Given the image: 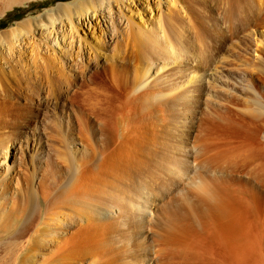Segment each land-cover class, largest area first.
Instances as JSON below:
<instances>
[{"label":"rangeland","instance_id":"rangeland-1","mask_svg":"<svg viewBox=\"0 0 264 264\" xmlns=\"http://www.w3.org/2000/svg\"><path fill=\"white\" fill-rule=\"evenodd\" d=\"M79 1L82 0H0V102L2 103L3 101L6 102L8 104V108L13 106L14 104L15 106L16 104H21V105L32 104V107H34L38 115L35 124L32 125V127L30 126L29 129H25V132H23L24 128L22 126L21 127L22 132L14 137L11 136V132H10L11 128L8 127L3 129L0 128V175L2 176L7 175L8 177H11L12 180L18 177L17 179L20 180L21 177L24 176L23 174H33L34 180L32 182V186L36 185L35 188L33 187L36 201L37 198L41 196V187L39 186L42 184L44 185V187H46V189H43L44 192L45 191L49 192L50 190H52L55 192L53 194H57L56 192L58 191L62 192L63 187L64 190H66L67 188H65V185L67 186V183L69 185L75 177L80 175L78 173H80L81 171H79L78 169L82 170V168L85 166L82 165L79 167L80 164L79 161H81L82 159L84 160L87 157V153H92L93 150L98 149V146L95 143V140H97V136L95 139L93 138L92 135L93 131L98 134L97 131L98 121L96 122L94 118H91L88 115V112L82 113L80 109L76 107V104L80 102L79 98L71 101L70 92H69L70 90H68V92L64 93V95L67 94L63 98L64 100L55 102L53 99H51V97L50 98L48 97L49 96L48 93H50L51 91L50 87L47 86L45 87L44 84L48 81L47 73H49V71H47L48 68L46 67L52 64L55 60L57 61L60 60L59 64H61L63 67L66 68L65 71L68 74L70 73L73 75L74 73H73L72 65L75 64L74 57H76L77 50L80 53L81 51L86 53V56L83 57V61L84 63H86L88 60V55H89L88 53H92L91 49H99V45H100L99 40L103 32L105 31V24L103 23V19L101 16L98 18L93 17L89 21H88L89 19L88 16L86 18L82 17V19L79 18V23H75V21H73V23H71L72 30H70L71 32H69V34L67 35L70 29V25H68L66 16H63L64 10L68 9L65 7L72 8L73 4ZM189 1L190 0H132L128 2L124 1V4L126 5H125V9L123 10V13L125 15L126 22H124L125 20L122 21L121 28L125 27L126 23L129 22L131 23L132 26H134L133 28H135L134 29L135 31L136 30L141 32L145 31L146 33L148 32L149 29H152L155 30L157 33L158 31H160V29H158V25L161 22L163 29L167 33V29L163 21L165 20V18H168V10L170 8L178 10L180 16L185 18V20L188 22V25H190L189 21L192 22V20L189 18L190 16H188L186 10L187 7L190 6L188 5L190 4ZM206 2L208 6L213 5L212 0H206ZM199 7L202 9L199 12L203 16H206L208 10L207 6L206 7L205 5L202 6V4L200 3L198 4V10L200 9ZM113 10H115L116 12L118 10V7H114L112 11ZM261 14L257 17L253 16L252 14H248L245 16V18L249 20L247 24H250V27L247 30H245L246 35L241 34V36H239L243 38L242 42L244 44L243 43L240 44L238 39L236 40L233 39L232 43L229 41L227 42L225 48H227L229 51L224 48V50H222L220 54L221 57L223 56L227 57V58L223 57L224 60L226 59L225 61L228 62L226 63V66L220 65V67L223 68L226 67V69H224L223 71H221L220 69L219 71L221 73L215 74L216 78L213 77V75L211 76V74H213L212 70L207 71L206 73L207 77L204 80L207 88L202 93L201 96L202 98L200 97L201 99L200 101H198L199 104L198 103L196 104L193 95L191 99L195 102V104H193L194 102L191 99H189L190 107L188 106V110H190L191 114L188 113L189 115H187V117H185L184 115L185 112H183V110L179 107L178 108L174 107V110L170 112H166V113L162 112V115H160L161 112H158L157 109H156L157 111H155L154 106H152L154 108L150 106L152 110L149 109V107L147 108L146 113L148 116H146L145 112L144 114L139 110L136 112L138 115L135 112H132L133 115L137 116V117L133 115L130 116L131 119H133L135 122L129 119L130 117L128 116L130 114L128 112L127 113L124 112L126 113L124 115L123 111L125 110H119L118 112L120 114L115 113L116 108L114 109L115 111L113 110L110 112V114L114 113L113 121L115 123L116 121L118 122L120 121L119 119H121L120 123L122 124V120H124L123 122L124 130L121 128L122 126L118 122L120 124V126L118 124L120 128L119 133L127 134L128 137H135V135H138L139 137V135H141L142 133L141 132L142 129L140 128V126L143 124V122L145 123L143 125L145 129L144 131H147L148 133L145 132L146 137H144V140L148 139L149 141L143 140L145 142L143 143L144 144L143 152L146 151L148 153L149 150L151 152L149 151L150 152L148 153L149 155L146 152H144V156L147 157L148 160H150L149 158H151L161 161L160 164L162 165L163 171L169 175H172L173 176L172 178L175 179V182L169 180L168 181L163 180L160 183H158L160 180H158L156 177L155 178L153 176H151V178L145 177L146 179L149 180V181L146 180V182H148L147 187L148 190L150 191V198L148 200V202L150 203H147V209L144 212L143 216L140 215V212L138 213L135 211L136 205L133 207H131L129 204L126 205L127 203L125 201H127L128 197L125 198L126 194L124 193L123 196L120 190H118V192L116 191V188H114L115 192L113 194V197L111 198L109 196L107 198V196L105 197L104 195H102V197H104V198L101 197L102 199L94 197L93 200H95L97 203L99 201L100 203H102L101 210L103 209L102 210L103 213L106 212L104 214L107 215L108 219L117 220L119 222V224L118 222H115V224H113L114 231H112L113 228H111V231L108 232V235L98 236L102 238V240L101 238H99L101 241H110L112 243L113 252L110 251L111 253H108L106 255L103 254L104 258H101V260L98 258L91 259L94 255H96V253H93L92 250H90V247H87L86 246L87 244L85 245V243L82 244L83 246L80 244V242L79 245H77L76 243V245L74 244V246L76 247L72 248L74 242L73 243L71 242V245L69 243L67 245L62 242L53 244L50 243L49 241L50 243L49 244L47 242L48 240H45V242L43 241L42 244L44 246L46 245L45 246L46 248L43 245H41L43 247H40V249L38 248L35 251H30L31 254L27 250L26 251L24 250L23 253L24 255H22V253L20 252L16 254V251L14 250H16V248L19 247L18 242L12 245L7 243L9 242V240L7 239L8 236L6 235L7 233L3 230L0 231V243L2 242L0 245V264H19L20 262L21 264L22 263L24 264L25 263L24 260H26V263L28 261L27 264L30 263L31 264H62V263L64 264L66 262H67L66 264H69L70 262L68 263V258L75 256H79L81 261H79V257L77 258L75 257L76 260L74 259L71 262H76L77 264H97V263L99 264L103 261H104L103 264L105 263L106 264H120V263L121 264L122 263L124 264H166V263L194 264L196 260H194L193 257H190L191 253H193L192 256H194L195 259L197 256L199 262H203V264L204 263L208 264L209 259H211L210 262L215 261L214 262L215 264L217 263L241 264L242 260H244L242 264H245V262L247 264H252V263L254 264V260L256 261V259L258 264H264V106H262L260 110L257 109L255 105L250 104L251 100L255 101L256 99L258 102L261 101L260 102L261 105H264V84H263L264 81L261 80L260 77L261 75L257 74L256 71H253L254 68L252 66V63L257 62V60L264 61V52L262 51L261 53L260 51H258L259 48L264 49V45H263L264 44V9L263 12H261ZM214 15L216 17L219 16L218 12L217 13L215 12ZM222 27L224 26L222 25ZM51 29L52 31L58 30V33H62L63 35L65 34L66 38L70 37L71 35V37L68 39V41L70 40L71 43L68 44L67 46H64L63 42L59 39V42L61 41L59 46L58 44H56V42H53L51 38L52 37ZM13 32H15L16 35L13 36L12 34ZM161 34L163 35L164 33L160 32V34L158 35L160 36ZM60 36L61 34H59V38ZM16 39H18L17 43H16ZM20 42H22L21 47H19L18 45ZM24 43L26 45H23ZM113 45L114 42H112L108 50L100 51V58L102 59V62L103 60L104 61L107 60L105 62L106 63L105 67L109 76V80L107 79L103 80L102 86L115 85V83L112 81V77L113 76L116 77V71L114 72L112 68L114 67L116 68L117 66L120 69L118 71L119 76L125 74L124 70L129 71L130 68L132 71V69L134 68L130 66V64L127 63L124 64L121 63V61H119L120 59L117 57L116 52L112 50L114 47ZM162 45L164 46V49L167 52V56H166L167 59L165 61L160 62V63L163 62L162 63L164 65L163 70L158 69V73H156V71L152 69L150 73L146 74L143 78L144 79L143 83L147 82L148 85L151 84L150 86L153 85L156 86V84H154L155 83L154 80L155 78L161 76L162 74L163 75L160 78L162 79L161 81L164 82L163 76L168 75L170 73V72L167 73L168 69H171L173 67L175 68L177 66L181 67V65L182 66L186 65V67L192 68L193 66H195L194 64H196L195 61H191V62L189 61L188 63L187 62L185 63L184 59L178 58L176 53L173 51L174 48L170 46H166L165 43ZM90 58L94 59L93 56ZM218 59L219 56L217 60ZM243 59H245L246 62ZM78 60H80V58H78ZM136 60L137 61L141 60L139 50L136 51ZM247 61L250 63H248ZM96 63L97 62H95V60H92L91 65L94 66ZM87 64L88 63H86V65ZM243 67L246 69H244ZM242 70L246 72L248 70V73L242 72ZM92 71L93 70H91V72ZM203 73L205 74V72ZM150 74H152V76H149ZM173 77L174 76L170 75L169 78L172 79V81L174 82L175 80L173 79ZM39 80L42 84H40ZM76 81H77L76 83L77 86L79 84L86 85V87H84L85 89L92 90L95 89L96 87H99L97 84L98 79L90 81L87 77H82ZM175 82H176L175 85L176 88L179 87V85L182 83L178 81ZM26 83L29 84L38 83V85L42 88V89L40 88L39 91L34 92L31 95L30 101L26 100L25 97L26 88L24 87L26 86ZM191 84H193V81ZM184 86H182L181 88L179 87V90L181 89L184 90L185 89ZM167 98L172 99L169 96ZM248 98L251 100H249ZM45 99L47 101H44ZM169 99H167L168 102L170 101ZM39 101L43 102V106H41L42 108L37 107L38 103H40ZM247 102H249L250 105ZM44 103H46V105ZM171 104L175 106L177 103H175L174 101H170V105ZM80 107L82 108V106ZM236 112H238L237 115L235 114ZM142 115H144V117ZM216 115L217 118L214 117ZM0 116H1L0 117L1 120V118L3 117L2 113L0 114ZM222 116L224 117L221 120L220 117ZM225 116H227L228 119H226ZM142 117L144 118V120ZM136 118L139 120L141 119L140 121L139 120L137 121V123L139 124L136 123L137 120ZM126 119L130 122H128ZM147 119L150 120L151 122L148 121ZM229 119L231 120L229 121ZM237 120L239 122H236ZM182 121L185 123H183ZM222 121L225 122L227 125L230 122L229 124L230 127L226 128V126H223ZM149 122L151 125L149 124ZM154 122L156 124L158 123L159 125L158 124L156 125ZM180 122H182L183 125ZM213 122H215L214 125ZM255 122L256 124L258 123L260 126H255L254 124ZM126 125L127 127H125ZM137 125L141 129L140 132L136 131L137 129L136 127H138ZM146 126H148L151 129L149 130V128H147ZM154 126L158 130H156ZM177 127L178 128L180 127L181 129L180 128L178 129ZM139 128L137 130H139ZM167 129L168 130L171 129V131L173 129L174 130L171 132L170 130L168 131ZM156 132H158V134L161 136H163L164 133L166 135L164 134L163 137L158 135L159 136L158 138V136L155 135ZM185 132L187 135L184 134ZM114 135L116 136V129L114 131ZM173 135L175 137H173ZM153 136L154 137L156 136L155 139L158 140L159 143L162 142V148H160L161 144L160 145L157 144L158 141L155 142ZM149 138L151 139V142ZM166 139L169 142H167ZM152 140H154L155 143H152L153 142ZM163 141L164 143H166V145L163 143ZM149 144L151 145L153 144V145L150 146ZM145 145L150 147V149ZM164 145L166 147L165 150L163 147ZM172 145H174V147H172ZM156 148L158 149L156 150ZM154 149L157 152H155ZM160 149L164 150V153ZM197 152H199L198 154L200 155H198ZM152 153L155 155H153ZM160 153H163L164 155L163 154L161 155ZM224 153H226L227 155L226 154L218 155ZM147 155L149 156V158ZM93 156L95 162L105 163L100 159L99 156L97 158L95 157L96 153ZM220 156H223V158L222 157L220 158ZM226 156L228 157L227 159L224 158ZM175 159L179 161V164H176L174 162ZM206 159L208 163L206 162ZM49 162H52V165ZM71 163L73 165V168L71 169L70 172L73 174V178H70L71 173L68 172L69 170L66 167V165L67 166L68 164L71 165ZM206 165L207 166L209 165L208 168H206L207 167ZM200 166L201 168H199ZM202 167L206 170L205 174L207 175L206 178L208 180L206 178L205 180L207 181L206 182L207 185L214 192V197H222L223 201H234L233 204L234 207L231 206L230 211L231 210L232 211L231 212L229 211L230 214L232 215L229 214L230 217H228V225L226 227L227 238L228 237L230 238V240L228 239V241L231 244V247L233 248L241 244L240 243L242 242L241 240H245L243 241L244 243L241 244V246H243L244 244L246 245V246L244 245L246 248L245 250H244V246L242 250L241 249L242 247L240 245H239L240 247H237L238 249H236V247L235 249L236 250L240 249L244 251L243 253L247 254L246 256L243 255V253L240 252V250L239 252L236 251L238 254L236 255L235 249L233 248L229 249L230 247L229 243H228L229 245L226 244L229 247L225 246L223 250L228 249L230 254L228 253L227 250L223 252L218 248V250L221 251L219 252L218 250H216L217 248L215 249V246H210V244L213 245L212 241H214L211 239V236L214 233V227L216 222L215 220H218L216 217L217 205L221 206V208L222 205L220 203H217V204H207L205 206L203 203H205V200H207L206 196L201 192L200 189L194 188L195 186H193L194 185L193 183L188 185L191 181H195L192 180V177H193V173L197 171L198 168L199 170L201 169L202 173L204 172V169ZM178 168L181 174H183V172L185 173L183 176L180 174L181 178H177L174 175ZM108 169H112V168H108ZM28 171L29 173H27ZM50 171L54 172L55 174L57 173L56 175H51V177H53L52 180L49 177L51 173L50 174L48 173ZM112 172H114L115 174ZM112 172L110 171L107 172L106 174H104L105 176L102 175L103 179L105 178L103 184L96 182L95 185H97L98 183L97 186H99L100 184L99 187H106V185L108 184L107 188H104V190L108 189V191L112 192L113 190L112 185H116V170H113ZM92 177H93L92 174H88V175L84 174L82 176V179L80 180V183L82 184L85 182L91 183V181L93 180L91 179ZM45 180L48 181L45 182ZM110 180L112 184L110 183ZM39 182L40 184H38ZM173 195L177 201L176 203L181 204L183 201H185L183 202L185 203L183 205L186 206L185 209L182 207L180 212L177 211L173 212V210H171L170 212V209L167 206L168 204H171L173 202L172 200ZM184 198L187 199V201ZM153 202L154 204H152ZM238 202H240L241 205L243 204L242 202H244V204L241 206L238 204ZM163 203H164V207L162 205ZM187 203L188 206L186 205ZM189 203H191L192 205L194 203L196 204L191 206V204ZM235 203L238 205L236 206ZM197 205L199 208L196 207ZM66 206L67 208H69L68 206L71 207L72 205L66 204ZM76 208H80V206L78 205V207L76 206ZM129 208L131 210H129ZM232 208H236L238 211ZM195 209L197 211H195ZM26 211L28 212V210ZM26 211L24 213V218L27 217ZM190 211H194V212H190ZM126 213L127 216H136L144 220L142 225L137 226L136 224L134 225V224L126 223V225L128 226L127 227L124 224L125 222L123 223V221H121L122 216L126 218L125 216ZM129 213L131 215H129ZM166 213H168V216ZM240 215L243 220L240 217H238ZM235 217H236V221L234 219ZM239 218L243 222L240 223ZM118 219L121 220L119 221ZM166 224L167 226H164ZM239 224H241L242 226L240 227ZM1 225L2 222L0 221V226ZM142 227L144 229H142ZM159 229L162 230L160 231ZM171 229L173 230V234L175 233L177 237L178 235L179 236L181 235L180 238L184 237L182 239V241L183 240L184 241L182 242L181 245H180L181 242H175V245L178 243L181 247H183L184 245H187L189 247L190 245L189 249L187 248V246L181 248L179 247V245L177 246L174 245L173 247L172 245L174 243L170 245L171 242L169 241L171 240L170 239L171 237L170 233H172V231L170 232ZM71 230H74V226L70 229V231ZM176 230L178 233L176 232ZM30 235H31V231H29L27 235L23 236L24 240L21 237L20 239H22V241L19 243L22 245V242L24 241L26 245L27 242L30 240L29 239V237H31ZM239 235H241L243 239H241ZM1 236L4 237L7 236L6 238L7 240L5 238L1 240L2 239ZM235 237L237 238V240L235 239ZM25 238H27V241H25ZM233 239H235V241ZM189 242H191L195 246L189 244ZM4 243H6L7 245ZM232 243L236 245L233 246ZM58 244L59 246L61 245L60 249H57ZM63 244L65 245V247H63L64 246ZM8 245H10L12 249H9L10 246ZM14 245L15 247L13 249ZM143 245L144 247H142ZM81 247H84L86 253L85 255L83 254L84 253L83 250L80 251ZM75 248L76 250L77 248L80 249L76 251ZM87 249L88 251L90 250L89 252L90 255L89 253L87 255ZM96 251L97 248L95 252ZM70 252H72V254L74 255L69 256V254H71ZM78 252H80V254H78ZM218 252L219 254L222 253L223 255L222 256L221 254L219 255ZM91 253H93L94 255ZM194 253L196 255H194ZM66 254H68L67 256H69L67 258V261H66L67 256H65ZM82 254L84 257L82 256ZM134 254L136 255L134 256ZM241 254L242 256H245L244 258H242V260H241L242 257ZM29 255L32 257L29 258ZM198 255L200 258H198ZM205 255L206 257H208L207 258L208 262L204 260ZM36 256L37 258H35ZM88 256L89 257L91 256L90 259ZM22 257L23 258L26 257V258L23 260ZM61 257H64L63 259H65V262L63 259H61ZM201 257L205 262L200 261ZM209 257H214V259ZM167 258L168 259L170 258L169 259L170 263ZM190 258H193L192 259L193 261ZM215 258L218 259L217 263H216L217 260ZM71 259H69V261ZM234 260L236 263L234 262ZM199 262L197 261L195 263L199 264ZM257 262L255 263L257 264ZM76 263H72V264H76Z\"/></svg>","mask_w":264,"mask_h":264},{"label":"bare ground","instance_id":"bare-ground-1","mask_svg":"<svg viewBox=\"0 0 264 264\" xmlns=\"http://www.w3.org/2000/svg\"><path fill=\"white\" fill-rule=\"evenodd\" d=\"M124 1L128 2V1H132V0H82V1H79L77 3H74L72 8L71 7L70 8L65 7L68 9H65V8H64L65 10L63 9L64 10L63 16H66V19L68 21V25H70V29H69L67 35L69 34V32H71L70 30H72L71 23H73V21H75V23H79V18L82 19V17L86 18L88 16L89 17L88 21H89L93 17L98 18L101 16L103 19V23L105 24V31L103 30L104 32H103V34L99 40V44H100L99 49H91L92 53H88L89 54L88 60L86 62V63H88L87 65L83 61V57L86 56V53L82 52V51L80 53L77 50L76 57H74L75 64L72 65L74 74L72 75L69 73L70 74L69 75L65 71L66 68L63 67L61 64H59L60 60L59 61L55 60L52 64L49 63L50 65H48L46 67V68H48L47 71H49V73H47V80L48 81L46 83H44L45 87L46 86L50 87L51 91L49 90L50 93H48L49 98L51 97V99H53L55 102L60 101V100H64L63 98L67 95V94L64 95V93L68 92V90H70L69 91L70 97L72 98V99L70 98L71 101L79 98L80 102L76 104V107L79 108L82 113L88 112V115L91 118H94L96 122L98 121L97 122L98 134L94 131L92 132L93 138L96 139V136H97V140H95V143L97 144L98 149L93 150V152L91 151L92 153H87V157L84 160L82 159L81 161H79V163H80L79 167L82 165H85V166L82 168V170L78 169L79 171H81L80 173H78L80 175L75 177L69 185H68V183H67V186L65 185V188H67L66 190H64V187H63V190L61 189L62 192L58 191V192H56L57 194H53L55 192L52 190H50L49 192H47V191L44 192L43 189H46V187H44V185L42 184L39 186V187H41V196H39L37 198V201L35 199V195H34V191H33L34 188L36 187V185L32 186V182L34 180L33 174H23L24 176L21 177L20 180L17 179L18 177L12 180V178L8 177L7 175L6 176L0 175V221L2 222V225L0 226V231L4 230L7 233L6 235L8 236V238H7V236H5V237L1 236L2 237L1 240H3V238H5V239L7 238L9 240V242H7V243H9L11 245L18 242L19 247L16 248V250H14V251H16V254L18 252H20V253H22V255H24L23 254L24 250L25 251L27 250L30 253V251H35L38 248L40 249V247L44 246L42 243H43V241L45 242V240H48L47 241L48 243H49V241H50V243H53V244L62 242V243L67 244V245H68V243L71 245V242L72 243L74 242L72 248L76 247V246H74V244L76 245V243H77V245H79V242L81 245L85 243V245L87 244L86 245L87 247H90V250H92L93 253H96V255L91 253L94 255V256L91 255V256H93L91 259L98 258L101 260V258H104L103 254L106 255L108 253H111L110 251L113 252L112 243L110 241H101L102 238L98 237V236L99 235H101V236L108 235V232L111 231V228H113V226H114L113 224H115V222H118V221L108 219L107 215L104 214L106 212L103 213L102 212L103 209L101 210V206H102L101 204L102 203H100V201L97 203L95 200H93L94 197L102 199V198H104V197H102V195H104L105 197L107 196V198H108V196L111 198V197H113V194L115 192L114 188H116L117 192H118V190H120L121 193L123 194V196H124V193L126 194L125 198L128 197L127 201H125L127 203L126 205L129 204L131 207L136 205L135 211L138 213L140 212V215L143 216L144 212L147 209V203H150V202H148V200L150 198V191L148 190V187H147L148 182H146V180H148V179H146V178H151V176H153L154 178L156 177L158 180H160L158 183H160L163 180H166V181L169 180V181L175 182V179L172 178L173 177L172 175H169L163 171L162 165L160 164L161 161L149 158L148 153L151 152L150 150H149L150 152L148 151V153L146 151H144L148 154L147 156L150 160H148L147 157L144 156V152H143L144 144L143 143H145L144 142L145 140L149 141L148 139L144 140V137H146L145 132H147V131H144L145 129L143 127V125L145 123L143 121H141V122H143V124L140 122L142 124V125L140 124L141 125L140 128L143 131L139 128L138 125H137L138 127H136L137 129L139 128V130L136 129V131L140 132V130H141V132H142L141 135H139V137H138V135H135V137H128L127 134L119 133V129H120L119 126L121 124L120 123L121 119H119L120 121H118L120 124L117 121L115 123L113 121V117H114L113 114L114 113L110 114V112L113 111L115 108H116L115 113H117V114L119 113L118 112L119 110H125V111H123V113L128 112L130 115L129 116L126 115V116L130 117L133 115L132 112L136 113L139 110L142 113H144V112L146 113V110L148 107H149V109H151V107L154 106L155 111L158 110V112H161L160 115H162V112H164V113L170 112V111L174 110V107H177V108L179 107L183 110V112H185L184 115H185V117H187V115H189L188 113H190V110H188V106L190 105L189 99H191L192 95H193V98L197 104L198 101H200V99L202 98L201 97L202 93L207 88L206 84L204 82V80L207 77V75H206L207 71L212 70L213 74H211V76L213 75V77L216 78L215 74H220L221 73L219 71L220 69H221V71L226 69V67L225 68L220 67V65L226 66V63H228L225 61L226 59L224 60V58H223L225 56L222 55L223 57H221L220 54H221L222 50H224L227 42L229 41L232 43L233 39H235V40L238 39L240 44L243 43L242 42L243 38L239 37V36H241V34H245V32H246L245 30H247L250 27V24H247L249 20L246 19L245 16L248 14H252L253 16L257 17L261 14V12H263V9H264V5H263L264 0H263V2H262V0H212L213 1L212 6H208L206 0H190L189 1L190 4H188L190 6H188L186 9L188 16H190L189 18L192 20V22L188 20L190 25H188V22L185 20V18L180 16V13L178 10L170 8L168 10V18H165V20L163 21V23L166 26L167 33L163 29L161 22L158 25V29H160V31H158L156 33L155 30L149 29L148 32L145 33V31L141 32L138 30H136V31H138V32H136L134 30L135 28H133L134 26H132L131 23H129V22L126 23L125 27L121 28V23L123 20H125V15L123 13V10L125 9L126 4H124ZM200 3L202 4V6L205 5V7L207 6V8H208L206 16H203L199 12L202 10L200 7H199L200 9L198 10V4H200ZM173 6H174V4H173ZM114 7H118V10L116 12H115V10L112 11V9ZM203 9H206V8H203ZM215 12L216 13L218 12V15H219L218 17H216L214 15ZM124 22H126V20ZM222 25L224 27H222ZM160 32H163L164 34L163 35L161 34L159 36L158 34H160ZM12 34H13V36L16 35L15 32H13ZM51 34H52V37L51 36L50 37L52 38V41L56 42V44H58L59 46H60L61 41L63 42L64 46H67L68 44L71 43L70 40L68 41V39L71 37V35H70V37L66 38L65 34L63 35L62 33H58V30L52 31V29H51ZM59 34H61L60 38H59ZM14 38H17V37H14ZM59 39L61 40L60 42H59ZM260 41H261V39H260ZM17 42H18V39H16V43ZM112 42H114V45H113L114 47L112 50L114 52H116L117 57L120 59L119 61H121V63H124V64H126V63L130 64V66H132L134 68L132 69V71L130 68H129V71L124 70L125 74H122L121 76L118 75V71L120 69L117 66H116V68L115 67L112 68V70L114 72L116 71V77L115 76L112 77V81L115 83V85L102 86L103 80H106V79L109 80V76H108V73H107L106 67H105L106 66L105 62L107 60H105V61L103 60V62H102V59L100 58V51L108 50L109 47L111 46ZM25 43L23 45H26ZM164 43L166 46H170V47L174 48L173 51L176 53L178 58L184 59L185 63L186 62L188 63L189 61L190 62L195 61L196 64H194L195 66H193L192 68H190V67L188 68L184 64L185 66L181 65V67L177 66L175 68L173 67L171 69H168L167 73L168 72H170V73L168 75L163 76L164 82H162L161 81L162 79L160 78V77H162V75H163L162 74L161 76L155 78L154 84H156V86L155 85L150 86L151 84L148 85L147 82L143 83V80H144L143 78L146 74L150 73V71L152 69L155 70L156 73H158V69L163 70V68H164V65L162 64L163 62L162 63H160V62L165 61L167 59L166 58L167 52L165 51L164 46L162 45ZM18 45H19V47H21L22 42H20ZM71 46H72V44H71ZM225 49H227V48H225ZM240 49H242V48H240ZM79 50H80V48H79ZM137 50H139L140 57H141V60H138V61L136 60V51ZM258 51H260L262 53V51L264 52V49L259 48ZM92 56L94 57V59L90 58ZM218 56H219V59L217 60ZM239 56H241V55H239ZM78 58H80V60H78ZM225 58H227V57H225ZM238 58H240V57H238ZM92 60H95V62H97L94 66L91 65ZM243 60L245 61V59H243ZM227 61H228V59H227ZM241 61H242V58H241ZM248 63H250V62H248ZM14 65H15V63H14ZM229 65H230V63H229ZM252 66L254 68L253 71H256L257 74L261 75L260 76L261 80L264 81V61L257 60V62L252 63ZM244 69H246V68H244ZM91 70H93V71L91 72ZM239 71H241V70H239ZM203 72H205V74ZM242 72H246V71L242 70ZM246 73H248V70ZM170 75L175 77V78L173 77V79L175 81L182 82L179 85L180 88L186 84L184 86L185 91L182 89L179 90V87L176 88V86H175L176 82L175 81L173 82L172 79L169 78ZM149 76H152V74H150ZM82 77H87L90 81L98 79L97 84L99 87H96L95 89L90 90V89H85L84 87H86V85H83V84L82 85L79 84L77 86L76 80H79ZM192 81H193V84H191ZM39 82H40V80H39ZM40 84H42V83L40 82ZM263 84H264V82H263ZM19 86H20V84H19ZM75 86H77V87H75ZM24 88H26V92H25L26 100L30 101L31 95L34 92L39 91L41 87L38 85V83L37 84L36 83L35 84L34 83H31V84L26 83V86ZM22 89H23V87H22ZM168 96L171 97L172 99L167 98ZM167 99H169L170 101H174L177 104L175 106L173 104L170 105V101L168 102ZM179 100H181V101H179ZM249 100H251V99H249ZM44 101H47V100L45 99ZM250 102H251L250 104L255 105L257 109H260V108H262V106H264V105H261V103H260L261 101L258 102L256 99H255V101L251 100ZM46 103H44V104L46 105ZM247 103L249 104V102H247ZM193 104H195V102ZM245 104H242V105H245ZM41 106H43L42 101L40 103H38L37 107L42 108ZM80 106H82V108ZM154 107H152V108H154ZM191 108H192V106H191ZM195 108H196V106H195ZM254 110H256V109H254ZM39 111H41V110H39ZM1 113H2L3 117L0 120V124L2 123L0 125V128H2V129L7 128V127L11 128L10 132H11V136H13V137L22 132V130H21L22 126L24 128L23 132H25V129H29L30 126L32 127V125L35 124L36 118L38 116L34 107H32V104H29V105L28 104H26V105L16 104V106L14 104L13 106L8 108V104L4 101H3V103L0 102V114ZM126 113H124V115ZM149 113H150V111H149ZM237 113L238 112H236L235 114L237 115ZM239 114H240V112H239ZM239 114H238V116H239ZM133 116H135V115H133ZM142 116L144 117V115H142ZM146 116H148L147 113H146ZM135 117H137V116H135ZM214 117L217 118V115ZM223 117L224 116L220 117L221 120ZM225 117H226V119H228L227 116H225ZM253 117H255V116H253ZM129 119H131V117ZM116 120H117V118H116ZM132 120L133 119H131V121ZM138 120L139 119L136 120V123ZM143 120H144V118H143ZM230 120L231 119H229V121ZM148 121H150V120H148ZM123 122H124V120H122V124H121L122 129L124 127ZM128 122H130V121H128ZM150 122H149V124H150ZM182 122H180V123H182ZM236 122H239V121L237 120ZM183 123H185V122H183ZM183 123H182V125H183ZM214 123L215 122H213V125H214ZM83 124H84V121H83ZM118 124H119V126H118ZM137 124H139V123H137ZM229 124H230V122H229ZM229 124L227 125L225 122H223L222 125L226 126V128H227V127H230ZM254 124H255V126H260L258 123L256 124V122ZM88 126H89V124H88ZM217 126H219V125H217ZM217 126H215V127H217ZM125 127H127V125ZM146 127L149 128L148 126H146ZM115 129H116V136L114 135ZM150 129L151 128H149V130ZM184 129H186V128H184ZM190 129H191V127H190ZM156 130H158V129L156 128ZM169 130L171 131V129H169ZM133 131H132V133H133ZM175 132H177V131H175ZM164 134H163V136H164ZM184 134H186V132ZM147 135H149V134H147ZM155 135L158 136L159 135L158 132H156ZM159 136H161V135H159ZM159 136H158V138H159ZM163 136H161V137H163ZM155 137L153 139L156 142L158 140H156ZM173 137H175V136L173 135ZM154 140H152L153 141L152 143H155ZM162 140H163V138H162ZM169 140H171V139H169ZM166 141L169 142L167 139H166ZM173 141H175V140H173ZM150 142H151V139H150ZM163 143H164V141H163ZM157 144H159V145L161 144L160 148H162V142L159 143V141H158ZM164 144L166 145V143H164ZM146 145H148V144H146ZM149 145L152 146L153 144L152 145L149 144ZM165 145L163 146L164 150L166 148ZM146 147H148V146H146ZM172 147H174V145H172ZM148 148L150 149V147H148ZM157 149L158 148H156V150ZM156 150L154 149L155 152H157ZM160 150H162V149H160ZM164 150H162L163 153H164ZM166 151H167V149H166ZM95 153H96L95 157L97 158L99 156L100 159L102 161H104L105 163L95 162L94 158H93L94 157L93 155ZM163 153H160V154L162 155ZM177 153H180V152H177ZM198 153L199 152H197V154ZM225 154L226 153L218 154V155H225ZM153 155H155V154H153ZM198 155H200V154H198ZM152 157H154V156H152ZM156 157H157V155H156ZM165 157H166V155H165ZM221 157L223 158V156H220V158ZM224 158L227 159L228 157L226 156ZM170 160H172V159H170ZM200 160H202V159H200ZM174 162L176 164H179V161H177L176 159ZM206 162H207V159H206ZM49 163H51V165H52V162H49ZM198 163H199V161H198ZM171 164H172V162H171ZM176 164H175V166H176ZM225 165H226V163H225ZM208 166L206 168H208ZM66 167L69 170L68 172H70L71 169L73 168V165L71 163V165L68 164V166L66 165ZM51 168H53V167H51ZM108 168H112V169H108ZM199 168H201V166ZM199 168L197 171H195L193 173L192 180H195V181H191L188 185L193 183L194 184L193 186H195L194 188L200 189L201 192L206 196L207 200H205V203H203L205 206L207 204H217V203H220L222 205V208H221V206L217 205L216 217L218 220H215L216 222H215V227H214V233L211 236V239L214 241L211 240L213 242L212 243L213 245L210 244V246H215V249L217 248L216 250H218V248H219L223 252L227 250L229 253L228 249H226V250H223V249L225 246H228L230 244L228 241V239L230 240V238L229 237L227 238L226 227L228 225V217H230L229 214L232 211V210L230 211V207L233 206L234 201H223L222 197H214V192L210 189V187L206 183L207 181L205 180V178L207 176L205 174L206 170L203 168L204 169V172H203L204 174H203L201 169L199 170ZM113 170H116V185H112L113 190L111 189L112 190V192H111V191H108V189L104 190V188H107L108 184L106 185V187H99V186H100V184H103L105 181L104 180L105 178L103 179L102 175L106 174L109 171L112 172ZM216 170H218V169H216ZM189 172H190V170H189ZM27 173H29V171ZM48 173L49 174L51 173L49 175L51 180L53 178V177H51V175L57 174V173L55 174L52 171H50ZM112 173H114V172H112ZM84 174L85 175L92 174L93 177L91 179H93V180L91 181V183H89V182L88 183L85 182L83 184L80 183V180L82 179V176ZM180 174H181V172H179V168H178L174 175L177 178H181ZM184 174L185 173L183 172V174H181V175L183 176ZM70 176H71L70 178H73L72 173ZM109 176H110V173H109ZM89 177H91V176H89ZM47 181L45 180V182H47ZM96 182L100 183L99 186H97L98 183H97V185H95ZM110 183H111V180H110ZM38 184H40V182ZM115 194H118V193H115ZM47 199H49V200H47ZM172 200H173V202L171 204L167 203L168 204L167 207L170 209V212H171V210H173V212L174 211L180 212L182 207L185 209L186 206L183 205V204H185V203H183L185 201H183L181 204L176 203L177 201L174 198V195H173ZM185 200L187 201V199H185ZM240 202H238L239 205H241ZM242 203L244 204V202H242ZM66 204L67 205L71 204L72 208L70 206H68L69 208H67ZM152 204H154V202ZM189 204H191V203H189ZM194 204H196V203H194ZM238 204L235 203L236 206ZM78 205L80 206V208H76V206L78 207ZM162 205L164 207V203ZM186 205L188 206V203ZM193 205L191 204V206H193ZM165 206H166V203H165ZM196 207H198V205ZM238 208H239V206H238ZM190 209H191V207H190ZM196 209H195V211H197ZM232 209H236V208H232ZM2 210H3V212H2ZM26 210H28V212ZM129 210H131V209L129 208ZM25 211L27 212V217H26L27 219L24 218ZM190 212H194V211H190ZM123 213H125V212H123ZM130 213H129V215H131ZM168 213H166L167 216H168ZM230 215H232V214H230ZM233 215H234V212H233ZM125 216H126V218L124 216H122V220L120 219L121 221H123V223L125 222L124 223L125 225L127 223V224H134V225L136 224L137 226H140V225H142V223L144 221L141 218L136 217V216H127V213ZM236 217L234 218L235 221H236ZM238 217H240L242 219L241 215ZM234 219H232V220H234ZM241 219H240V223L243 222L242 221L243 219L242 220ZM229 220H230V218H229ZM197 222H199V221H197ZM118 224H119V222H118ZM121 224H122V222H121ZM239 225H240V227L242 226L241 224H239ZM73 226H74V230L70 231V229ZM164 226H167V224ZM173 226H175V225H173ZM232 227H233V225H232ZM142 229H144V228L142 227ZM162 229H164V228H162ZM138 230H139V228H138ZM29 231H31V235H30L31 237H29L30 240L27 242L26 245H25V242L23 241L24 244L22 242V245H21L19 242H21L22 239L24 240L23 236L27 235ZM112 231H114V228ZM171 231H172V233H170L171 234V237H170L171 240L169 239L170 240L169 242H171V244L169 242L168 243L170 245H172L174 243L172 245L173 247L175 245V242H181L180 243V245H181L182 242L184 241V240L182 241V239L184 237L180 238L181 235L180 236L178 235V237H177V235L175 233L173 234L172 229L170 230V232ZM176 232H177V230H176ZM160 233H162V232H160ZM159 235H161V234H159ZM241 235H239V236L241 239H243L241 237ZM237 236H238V234H237ZM21 237H22V239H20ZM106 237H108V236H106ZM137 237H138V235H137ZM161 237H163V236H161ZM27 238H25V241H27ZM99 238H101V240ZM180 239H181V241H180ZM235 239L237 240L236 237H235ZM235 239H233V240L235 241ZM238 239H239V237H238ZM104 240H106V239H104ZM107 240H108V238H107ZM185 240H186V238H185ZM241 241L242 242H240V243L242 244V243H244L243 241H245V240H241ZM1 243H0V245H1ZM187 243H185V244H187ZM236 243H237V241H236ZM4 244H6V243H4ZM189 244H192V243L189 242ZM226 244H228V245H226ZM241 244H239V245L241 246ZM41 245H43V246H41ZM177 245H179V243L176 244L175 246H177ZM180 245H179V247H181ZM192 245H194V244H192ZM232 245L235 246L236 244L232 243ZM239 245L235 246L236 249H238L237 247H240ZM8 246H10V245H8ZM60 246L58 244L59 248L56 246L57 249H60L61 248ZM185 246H187V245H184L183 247H185ZM243 246H241L242 250H243ZM245 246H244V250L246 249ZM14 247H15V245L13 246V249H14ZM63 247H65V245ZM142 247H144V245ZM183 247H181V248H183ZM189 247H190V245H189ZM189 247L187 246L188 249H189ZM230 247H231V244H230ZM230 247H229V249L233 248V247H231V248ZM235 247L233 249H235ZM8 248H7V250H8ZM96 248H97V251L95 252ZM9 249H12L11 246ZM79 249L80 248H77V250H76V248H75L76 251H78ZM85 249H86V247H85ZM88 249H87V255L90 252V250L88 251ZM236 249H235V252L236 251L239 252L240 249L239 250H236ZM81 250H83V252H84L83 254L85 255L86 253H85L84 247H81L80 251ZM220 250H218V251L221 252ZM242 250H240V252L243 253L244 251H242ZM141 251H142V249H141ZM219 252H218V254H219ZM237 252L235 253L236 255H238ZM70 253L71 254H69V256L74 255V254H72V252H70ZM184 253H185V251H184ZM200 253H201V251H200ZM78 254H80V252H78ZM83 254H82V256H83ZM136 254H134V256ZM220 254H221V256L223 255L222 253H220ZM12 255H13V252H12ZM67 255L68 254H66L65 256H67ZM89 255H90V253H89ZM192 255H193V253H191L190 257H193L194 260H196L195 262H197V261L199 262V259H197V256L195 259V257ZM194 255H196V254L194 253ZM243 255L246 256L247 254L243 253ZM37 256L35 258H37ZM69 256L66 257V261H67V258ZM227 256H229V255H227ZM241 256H242V254H241ZM245 256H242L241 260ZM31 257L32 256L29 255V258H31ZM75 257L77 258L79 256H75ZM75 257H71L72 259L69 257L68 263L69 262L71 264L76 263V262H71L72 260L75 259ZM90 257H89V259H90ZM25 258L26 257H24L23 260ZM63 258L64 257H61V259H63ZM132 258H133V256H132ZM193 258H190V259L192 260ZM198 258H200L199 255H198ZM204 258H205L204 260L208 262V260H207L208 257H206V255L204 256ZM209 258L214 259V257H209ZM69 259H71V260L69 261ZM167 259H166V261H167ZM169 259H168V261H169ZM201 259H200V261H204L202 257H201ZM239 259H240V257H239ZM63 260L65 262V259H63ZM178 260H179V258H178ZM210 260L211 259H209L208 264L209 263L215 264L214 260H213L214 262H212V261L210 262ZM216 260H217L216 261V263H217L218 259H216ZM24 261H25L24 264L28 263V261H27V263H26V260H24ZM79 261H81L80 257H79ZM195 262H194V264H196ZM225 262H226V260H225ZM234 262H235V260H234ZM243 262H244V260H242V263ZM255 262H257V259H256V261L254 260V264H256ZM66 263H64V264H66ZM103 263H104V261L99 263V264H103ZM169 263H170V261H169ZM19 264H21V262ZM122 264H124V263H122ZM199 264H203V262H199ZM236 264H238V263H236ZM245 264H247V263L245 262ZM257 264H258V262H257Z\"/></svg>","mask_w":264,"mask_h":264}]
</instances>
